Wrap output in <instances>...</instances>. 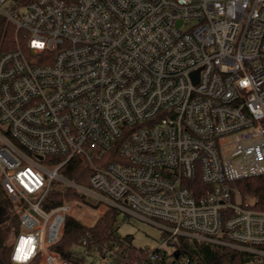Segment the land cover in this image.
Returning <instances> with one entry per match:
<instances>
[{"label": "built area", "instance_id": "2783aa9c", "mask_svg": "<svg viewBox=\"0 0 264 264\" xmlns=\"http://www.w3.org/2000/svg\"><path fill=\"white\" fill-rule=\"evenodd\" d=\"M8 1L0 187L20 211L11 262L153 264L166 253V264H198L177 254L185 235L264 264V210L237 185L264 175V0ZM77 156L89 187L61 172ZM56 184L82 201L45 208ZM79 204L95 215L76 216ZM110 209L117 225L120 214L155 221L162 242L141 260L129 241L100 248L90 233L76 257L54 249L67 218L90 228Z\"/></svg>", "mask_w": 264, "mask_h": 264}, {"label": "trees", "instance_id": "16d2710c", "mask_svg": "<svg viewBox=\"0 0 264 264\" xmlns=\"http://www.w3.org/2000/svg\"><path fill=\"white\" fill-rule=\"evenodd\" d=\"M14 38V27L5 23V20L1 18L0 52L14 46ZM48 160L49 162L57 163L60 159L57 157L48 158ZM61 172L69 180L76 181L85 187H89L91 166L83 157H73L72 160L61 168ZM237 185H239V189L243 195L255 200L253 208L264 210V175L241 178ZM78 201H82V198L78 195L75 189L70 187L63 188L58 185L52 187L50 190L49 195L44 202V207L49 209L64 203L78 204ZM0 204L2 205L0 224H3L12 218L13 209L14 211L17 209L11 207L1 187ZM79 205L83 207V209L88 208L87 206ZM117 215L118 212L115 209H110L105 215L97 220V223L93 227L90 228L72 217L67 218L63 240L60 244L54 246V249L59 253H63L67 257H76L73 253L74 248L80 244L83 235L90 233V239L100 248L104 247L106 244L110 245L114 241L120 243H126V241H129L126 250L130 252L131 259H143V254H145V250H143L144 247L135 246L128 237L120 236L117 233ZM3 243V246L0 247V262L1 264H13L10 260L9 248L4 241ZM174 246L177 248L179 258L187 257L198 264H246L243 253L233 246H223L185 235L178 236L174 242ZM166 257L167 254L165 253L163 257L156 258L153 261V264H166ZM77 259L81 264L83 258ZM29 264H38V260H33Z\"/></svg>", "mask_w": 264, "mask_h": 264}, {"label": "rangeland", "instance_id": "374dc122", "mask_svg": "<svg viewBox=\"0 0 264 264\" xmlns=\"http://www.w3.org/2000/svg\"><path fill=\"white\" fill-rule=\"evenodd\" d=\"M8 4L13 5L14 0H9ZM7 7V6H5ZM59 185V184H58ZM57 184L55 186H58ZM60 186V185H59ZM249 200H253L248 197ZM76 216L84 219L94 216L92 209L85 208L82 212H75ZM118 220H123L117 226V233L121 236L128 237L135 246L139 247H158L162 242V228L155 221L142 219L139 215H129L125 218V214H120ZM20 227V211L13 209V216L8 222L0 224V236L11 250L15 236ZM1 264V262H0Z\"/></svg>", "mask_w": 264, "mask_h": 264}, {"label": "water", "instance_id": "95a60500", "mask_svg": "<svg viewBox=\"0 0 264 264\" xmlns=\"http://www.w3.org/2000/svg\"><path fill=\"white\" fill-rule=\"evenodd\" d=\"M40 159H41V157H40ZM2 211V205L0 204V212ZM3 240H2V238H1V236H0V247L1 246H3Z\"/></svg>", "mask_w": 264, "mask_h": 264}]
</instances>
